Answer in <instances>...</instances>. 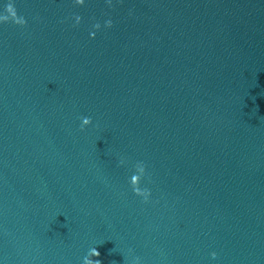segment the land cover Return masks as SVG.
I'll return each mask as SVG.
<instances>
[{"label": "water", "instance_id": "water-1", "mask_svg": "<svg viewBox=\"0 0 264 264\" xmlns=\"http://www.w3.org/2000/svg\"><path fill=\"white\" fill-rule=\"evenodd\" d=\"M8 3L0 264H264V0Z\"/></svg>", "mask_w": 264, "mask_h": 264}, {"label": "clouds", "instance_id": "clouds-1", "mask_svg": "<svg viewBox=\"0 0 264 264\" xmlns=\"http://www.w3.org/2000/svg\"><path fill=\"white\" fill-rule=\"evenodd\" d=\"M74 2L78 5L84 4V0H74ZM107 2L109 4V6H111L112 0H107ZM6 12H7V15L0 16V21L7 22L11 19L14 23H16L18 25H22V26L27 23L26 19L23 16H18L17 10H16L13 3H8L6 5ZM75 20H76V23L79 24L81 22V17L79 15H76ZM112 25H113L112 19H108L105 21L106 27L110 28V27H112ZM93 27L98 30V29H100L101 25H100V23L97 22L96 24L93 25ZM91 36L94 37L95 32H92ZM91 122H92L91 117H83L82 123H81V130H83V128L86 125H89ZM120 163L123 164L124 160L122 159L120 161ZM136 169H137V171H135V173L133 175H131V177H130V181H129L130 186L132 187V190L136 195L142 196L144 198V201H147L149 199L150 194H151V190L146 188V187L145 188L140 187L141 179L146 174L145 163L143 161H138L136 163ZM89 253L95 257H98L100 255V253L97 251L96 248H91L89 250ZM211 255L213 258H215L217 254L215 252H212ZM138 259L139 258H137V260ZM84 262H85V264H101V261L99 259H95L94 261L88 260L87 256L84 257Z\"/></svg>", "mask_w": 264, "mask_h": 264}]
</instances>
